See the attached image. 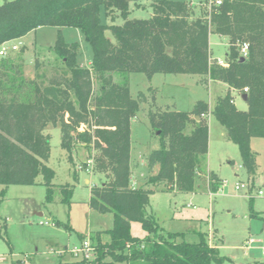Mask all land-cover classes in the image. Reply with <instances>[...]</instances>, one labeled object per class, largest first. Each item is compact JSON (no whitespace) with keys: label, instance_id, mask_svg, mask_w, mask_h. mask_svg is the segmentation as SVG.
I'll return each instance as SVG.
<instances>
[{"label":"trees","instance_id":"16d2710c","mask_svg":"<svg viewBox=\"0 0 264 264\" xmlns=\"http://www.w3.org/2000/svg\"><path fill=\"white\" fill-rule=\"evenodd\" d=\"M131 1L136 0H4L0 4V46L49 26L79 29L92 49L90 67H81L79 45L66 43L58 32L53 51L63 70L46 83L38 81L43 78L37 72L38 61L37 80L23 76V49L14 58L0 59V194L9 186H34L41 175L45 202L55 201V173L46 165L50 138L44 129L58 126L60 146L70 162L71 151L79 145L99 151L95 170L107 172L109 182L90 188L88 205L113 215L112 228L104 232L108 240L102 241L100 233L91 238L93 260L59 264H232L208 242L207 233H199L197 243L178 242L179 234L164 232L146 210L155 193L194 192L200 164L208 153V104L197 101L190 112H180L152 103L147 116L158 132L160 147L150 151L146 161L157 172L148 178L150 188H133L130 124L145 96L132 98L127 83H115L111 74L138 73L149 80L156 74L198 75L225 84L228 92L216 99L212 113L237 146L247 175L254 178L250 139H264V0H209L206 18L192 17L193 0H157L146 20L128 19ZM101 11L103 15L117 12L123 23L107 26ZM106 31L115 44L106 38ZM210 34L229 39L227 67L211 62ZM242 43L248 44L243 60L238 51ZM94 78L99 82L95 97ZM230 91L246 95V111L236 109ZM221 184L214 173H208L209 193H216ZM72 193L70 185L60 186L58 201L68 205ZM250 217H257L251 201ZM133 222L141 225L145 238L131 235Z\"/></svg>","mask_w":264,"mask_h":264},{"label":"rangeland","instance_id":"374dc122","mask_svg":"<svg viewBox=\"0 0 264 264\" xmlns=\"http://www.w3.org/2000/svg\"><path fill=\"white\" fill-rule=\"evenodd\" d=\"M4 0H0V4ZM157 0H136L130 2L129 20H146L152 16L151 4ZM183 1V0H170ZM211 1L193 0L190 10L193 18H206L210 13ZM102 23L120 26L123 19L117 12L103 15ZM60 32L68 44L77 43L79 52L77 64L89 68L92 60L91 46L84 40L77 28L39 27L23 37L6 43L7 51L0 59L18 55L23 49L22 71L26 79H35L36 73L43 78L38 81L46 83L54 73H61L63 65L56 57L53 46ZM105 36L115 44L109 31ZM15 46L17 50L10 48ZM229 39L226 36L210 34L209 48L212 59L224 60L228 52ZM40 68L35 72V62ZM117 84L127 83L132 98L142 93L145 102L140 103L136 117L131 121L132 159H137V182L140 188H150L147 180L157 172V167L150 169L146 157L150 151L159 149L160 141L148 121V111L152 103L156 107L180 112H190L197 101L208 104L207 115L210 144L208 153L200 164L195 190L189 194L155 193L150 197L147 213L153 215L156 222L167 233L179 234L177 241L197 243L199 233H207L208 242L216 245L220 256L228 258L232 264H264V139L251 138L250 149L255 157L256 174L249 177L241 165L238 148L226 137L225 129L215 119L212 110L218 97L227 94L228 88L223 83H211L204 76L156 74L150 80L143 74L112 73ZM99 82L93 80V97L98 95ZM231 94V93H230ZM238 111H246L247 105L236 92L232 94ZM231 95V96H232ZM154 99V102H153ZM85 127H80L83 130ZM187 127L185 133H188ZM44 134L50 138V154L46 163L54 171L53 184L55 201L45 202L46 189L42 185V176L36 178L34 186H9L0 194V264H12L22 260L26 264H58L79 261L65 247H79L84 239L101 234L102 241H107L105 231L112 228L113 215L99 213L89 208V190L109 182L104 172L95 170L92 163L89 171H78L92 152L77 146L69 154L60 146L59 127L47 126ZM91 149V148H90ZM95 158L100 156L95 151ZM93 168V169H92ZM93 172V174L91 173ZM214 173L223 183L216 193L207 190V175ZM142 174V177L140 175ZM70 185L73 193L70 203L58 201L59 187ZM244 185L239 190L235 186ZM2 187L0 186V192ZM250 201L256 218L250 217ZM60 222L61 226L55 225ZM64 226H67L64 227ZM133 237L143 239L145 231L139 223L130 224ZM62 250L59 258L55 252ZM223 264H231L226 261Z\"/></svg>","mask_w":264,"mask_h":264},{"label":"built area","instance_id":"2783aa9c","mask_svg":"<svg viewBox=\"0 0 264 264\" xmlns=\"http://www.w3.org/2000/svg\"><path fill=\"white\" fill-rule=\"evenodd\" d=\"M214 4L217 6L220 4L219 1H215ZM239 48V55L242 58H245L247 56V52H248V44L247 43H242L238 46ZM12 51L17 50V48L15 46H12L10 48ZM7 51V47H6V43L0 46V56H4L6 54ZM211 62L213 64H216L218 66L221 67H227V63L224 60H220V59H212ZM244 92H247L246 89H244ZM92 166V161L91 160H87L84 164H82V166H77V170L81 171L83 170V167L85 168V170L89 171V169H91L90 167ZM223 185V183H222ZM244 185H236L235 189L239 190L240 188H243ZM259 196H264V193L262 191L258 192ZM68 252L73 256V258H76L78 260H85V261H90L93 260L95 257V251H94V247L91 244L89 239H84L83 242L81 243V245L79 247H73L71 249L68 250ZM64 252L62 250H59L57 252H55V254H57L58 256L62 255ZM1 259V258H0ZM1 262V260H0Z\"/></svg>","mask_w":264,"mask_h":264},{"label":"crops","instance_id":"0c3cea01","mask_svg":"<svg viewBox=\"0 0 264 264\" xmlns=\"http://www.w3.org/2000/svg\"><path fill=\"white\" fill-rule=\"evenodd\" d=\"M208 81H210L209 79H207ZM115 82V81H114ZM211 83H212V81H211ZM213 83H220V82H213ZM225 85V84H224ZM226 86V85H225ZM227 87V86H226ZM230 93H231V95L233 94V93H235V91H230ZM241 96V98H242V95H240ZM232 97H233V95H232ZM233 104L235 105V101H234V97H233ZM210 132H209V140H208V148H209V144H210ZM79 147H81V146H79ZM91 152H92V158H89V159H87V160H91L92 161V163L94 162V163H96L95 162V156H94V153H95V149H93V148H91V149H89ZM131 150H132V148H131ZM131 150H130V172H131V178H130V185H131V187H133V188H140L139 186H138V182H137V170H138V168H139V164H138V161H137V159H132V152H131ZM86 160V161H87ZM93 169V168H92ZM91 173L93 174V172L91 171ZM96 173H98V172H96ZM104 175H105V177L108 179V173L107 172H105L104 173ZM140 177H142V174L140 175ZM148 181V180H147ZM152 196V195H151ZM150 196V197H151ZM69 249L67 248V247H65L64 248V250L63 251H68ZM58 256V255H57ZM63 256V254L62 255H60V256H58L59 258H61ZM20 261V260H19ZM20 264H26L24 261H20ZM59 264V263H58Z\"/></svg>","mask_w":264,"mask_h":264},{"label":"water","instance_id":"95a60500","mask_svg":"<svg viewBox=\"0 0 264 264\" xmlns=\"http://www.w3.org/2000/svg\"><path fill=\"white\" fill-rule=\"evenodd\" d=\"M244 58H241V60H243ZM242 100L245 102V100H246V95H243L242 96ZM197 120H198V118H196ZM156 135H158V132L156 133Z\"/></svg>","mask_w":264,"mask_h":264}]
</instances>
